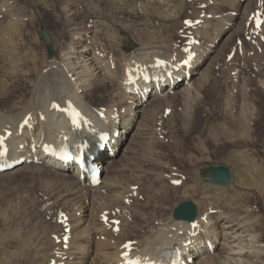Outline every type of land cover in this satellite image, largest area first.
I'll return each mask as SVG.
<instances>
[{"label":"rangeland","instance_id":"obj_1","mask_svg":"<svg viewBox=\"0 0 264 264\" xmlns=\"http://www.w3.org/2000/svg\"><path fill=\"white\" fill-rule=\"evenodd\" d=\"M223 1L0 0V18L2 17L0 35L3 37H0V52L5 50L4 54H0V81L5 69L13 61L18 60L17 65L25 64V54L34 55L35 62H40L47 57L46 47L39 32L40 28H44L51 37L53 36L52 44H50L53 57L57 55L59 49L67 48L73 42L75 45L77 33L87 30L90 25L98 24L99 31L94 38L95 44L119 64L121 61L119 55L128 41L143 43L145 46L169 44V48L172 47L174 50L173 53L178 55L184 51L185 46L190 45V41L204 40L201 38L203 35L200 34H203L204 24L208 20L215 23L216 18L221 17L220 15L228 18L227 14L230 15L229 19L231 15L236 18L235 26L233 25L230 31L226 28L227 30L221 32L215 40L216 54H213L214 52L211 54L215 59L212 57L208 65L210 68L205 69L208 70L207 72L204 70L201 90L196 92L199 96L181 92L183 96H180L179 92H177L178 95L175 92L171 94L172 97L169 94L167 99L166 97L165 99L158 97L160 100L155 99L159 107L155 105L154 111L152 110L148 128L149 132L157 130V135L154 134L156 131L152 133V136L157 137L154 136L155 140L151 138L152 141L149 139V142L144 143L145 151L150 147L153 149H151L152 152L147 151V156L145 151H140L139 154L142 157L137 159L140 161L146 155L145 158L154 159L160 164L169 163L174 170L164 169L163 171H172L171 173L175 176L180 172L179 176L184 181L182 184H178V180L174 181L176 193L163 201L160 207L155 205L157 197H152L149 205L137 207L139 212L123 209L104 210L103 214L106 215H103V218L117 219L118 222L120 220L121 225L120 223L109 224L110 230H113V226L121 229V232L117 234L119 236L128 234V238L140 237L146 229L141 224L151 221L153 216L170 215L173 218V208L185 200H192L197 211H204L199 197L204 194L218 197L217 195L220 194L225 200L236 202L241 211L256 219L252 229L259 234L264 247V194L257 196L253 194L252 188L241 183L244 178L252 179L251 176H255L261 184L260 188L264 189V35H262L264 34V0H245L247 7H239L237 10L232 8L233 13L225 4L226 1ZM222 2L224 6H221ZM257 16L261 19L259 31L253 26ZM185 21L193 22V27L185 26ZM218 30L213 29L209 32L211 34L214 32L212 35L215 36ZM1 31L2 33L5 31L6 33L3 34L7 35L4 36ZM199 31H201L200 34H198ZM230 32L232 34H229ZM211 34L207 39L212 38ZM7 36H10L9 39ZM187 37L189 40L186 42ZM195 82L199 81L195 80ZM15 85L22 88L15 89ZM7 86L6 90L8 92L10 90V94L13 93L11 96H15L11 99H16L20 95L25 97L29 90L28 82L21 77L8 82ZM184 95L188 96L187 99ZM183 97L188 102L190 100L193 102L188 103ZM96 103L97 100H95ZM0 106H3V103L0 102ZM235 158L243 164L241 169L235 162ZM215 164L229 168L234 188H231V185L212 186L206 181L204 177L206 167ZM51 179L52 176L48 172L32 169L0 175V264H55L56 260L52 257H57L58 264H104L93 248L98 245L97 241L107 237L99 234L95 236L90 234L87 237L88 228L75 224V218L78 214L79 216L82 214L81 206L76 205L78 203L56 198L51 191ZM152 185L156 188L161 184L152 182ZM183 185H187L195 192L189 194V188L181 191ZM60 211H62L61 218L66 212L71 213L69 218H72V222L69 226L72 225V227L68 230V234L72 236V239L75 238V241L71 239L74 242L70 240L68 249H64L65 251L62 250V246L66 244L62 234L66 231L62 229L64 219H61V223ZM208 211L214 217L218 214L215 208ZM97 213L95 212L94 224L99 226L98 220L102 219V215L100 218V214L97 215ZM117 213L119 216L111 215ZM139 224L142 227H139ZM130 225L138 226L133 231L128 228ZM82 229L86 231L83 233ZM112 234L116 237L113 232ZM79 246H81L79 249L84 248L79 251L74 249ZM69 247H72L71 250ZM83 252L85 259L80 258ZM93 252L97 256H94ZM93 258L94 261L98 260L102 263L94 262Z\"/></svg>","mask_w":264,"mask_h":264},{"label":"bare ground","instance_id":"obj_2","mask_svg":"<svg viewBox=\"0 0 264 264\" xmlns=\"http://www.w3.org/2000/svg\"><path fill=\"white\" fill-rule=\"evenodd\" d=\"M225 1L230 11L232 8L237 10L239 7H247V4L244 3L245 0ZM223 2L221 6H224ZM248 6L250 5L248 4ZM234 14L236 13L234 12ZM227 15L228 18L222 17V15H220L221 17L217 16L218 18H216L215 23H211L212 21L208 20V22L204 24L203 34L201 31L198 33L203 35L201 38L204 40L202 42L190 41V45L185 46V48H183L184 51L178 55L173 53L174 50H172V47L171 49L169 48V44L166 46H161V44L159 46L156 44L145 46L143 43L139 44L132 40L128 41L127 46H125V49L121 51L119 55L121 59L119 64L116 63V60L112 58L111 55H106L101 48L98 47L99 45L95 44L94 38L99 31L97 28L98 24L90 25L87 30L85 29V31L77 33L76 36L74 35L76 40L75 45L73 44L74 42L72 44L69 43L70 45L67 44V48L63 49L60 46L61 49H59L57 55L53 57V54L48 56L47 52V57H44L40 62L34 61V55L24 53L25 64L17 65L18 60L16 61L17 63L13 61V63L5 69L4 75L1 76L0 102L3 103V106H0V138L4 139L6 142L8 151L0 155V159L6 158L7 161H11L23 156L26 161L10 170L1 172L0 175L11 174L23 169L44 170L48 172L52 176L50 187H52L51 191H53L54 196L64 199V201L67 202L78 203L76 205L81 206L82 214H80V216L78 214V217L75 218V224L82 225V228H88L87 231H89V233L87 237L90 234L94 236L96 234L100 236L105 235L107 237L99 241L96 240L97 243L99 242L101 244L98 243V245L93 248L94 252L101 258L104 264H122L125 259H130L132 256L140 258L141 260L146 257L154 258L163 264H264L263 244L259 239V234L252 229V225L256 219L246 212L241 211L236 202L225 200L220 194V197L219 195H217L218 197H215L216 195L211 197L207 194L199 197L204 211H196V216L192 221L172 218L170 215L153 216L151 221L144 222L147 225L141 224L144 225L146 229L143 230L144 232L140 237L133 236L128 238V234L119 236L117 234L121 232V229H118V226H113V230H110L109 225L106 223L101 224L98 222L99 226L94 224L95 212H98L97 215L100 214L99 217L101 218L102 215L103 218V215H106L103 214V211L106 209L111 211L114 209H116V211L117 209L138 211L137 207L149 205L152 197H157L155 205L157 204L156 206L160 207L163 201L176 193L174 181L178 180L179 184H182L184 181V179L179 176L180 172L175 176L171 173L172 171H163L164 169L174 170L171 164H160L154 159L145 158L146 155L142 160L140 159L142 156L139 153L140 151L144 152L146 150L144 143L149 142L151 138L155 140L154 136H156L158 132L157 130H153L156 131L154 133L156 135L152 136L153 131L149 132L148 128L151 112L155 108V105H157V102H155L157 100L155 99L160 100L161 97H164V99L166 97L167 99V97L175 92L176 94L177 92H181L186 95L194 93V95L199 96L196 92L200 89L202 79L204 80V70L210 68L208 65L213 57L211 54L213 52V54H216L214 49L216 46L215 40L221 32L227 30L226 28L230 31L234 25V20L236 18L231 15V19H229L230 15ZM245 17H247V15H245ZM5 21L8 22L7 20ZM12 22L9 23L12 24ZM214 24L216 26H214ZM213 29H219L215 36L212 35L214 32H212V34L209 32ZM209 34L212 35V38L207 39ZM229 34H232V32ZM3 35L6 36L7 34ZM0 37L3 38L1 35ZM188 37L186 38V42L189 40ZM49 39L47 46L51 49L50 44H52L51 41L53 40V36L51 37V35H49ZM58 44L59 43H57V45ZM187 49H189L190 54H194V57L191 59L189 63L190 68L187 71L190 77L187 83L183 85L186 72L183 70L184 66L181 65L180 61L184 58V54H187ZM4 52H0V54H4ZM32 54L34 53L32 52ZM11 55L12 54H10V56ZM213 59L215 58L213 57ZM157 60L166 62L164 66L156 68L159 77H161L159 78L160 83H168V80H166L167 78L162 79V74L164 75L167 71L171 72V77L173 78L172 92H170V88H168L167 85H162L161 90L153 88L155 80L144 85L140 84V82L135 85L126 84V71L130 72V69H132L130 75L136 76L139 74L137 70L152 67L157 63ZM213 64L214 63H212V65ZM19 77L28 82V93L25 97L20 95L16 99H11L15 96H11L13 93L11 92L10 94V90L9 92L6 90L8 88L7 83L15 81V79H19ZM195 80L199 82L196 83ZM18 85H15V89L22 88L18 87ZM145 87L148 88L146 98L140 96L136 92L138 89L142 90ZM181 93L180 96H183ZM186 95L184 96L187 99L188 96ZM197 96H195V98ZM158 97H160V99ZM95 100H97L96 104ZM68 101L75 103L83 111L86 117V122L83 127L75 128L72 125L63 123L58 117L61 113L60 110L57 109L53 112L49 109L51 102H56L60 107H65ZM186 102H188V100H186ZM189 102L193 101L190 100ZM159 104L162 103L159 102ZM157 107H159V105H157ZM155 111L157 112L156 109ZM26 119L28 121L27 124L24 123ZM150 128L153 127L150 126ZM8 130H10L11 133L5 137ZM103 130L110 131V139L108 140L110 145L109 150L99 143L98 133ZM59 134H61V139L66 140V136L72 135L75 136L76 139H79L78 142L86 141L88 145L92 144L93 155L95 157L94 161L103 172L99 184L92 185L88 178H80L76 174L71 173L68 165H63L58 161L44 156L40 145L43 142H53ZM230 140H232V138ZM33 147H35L34 151H32ZM151 149L148 147L147 151ZM147 151H145V154L148 156ZM138 157H140V161H138ZM122 158H124V160ZM29 159L31 161H27ZM33 159H35V161ZM235 162L239 164L238 167L240 166L241 169L243 166L241 161L235 158ZM251 178L252 179L244 178L241 183L252 188L253 194L257 196L264 194V189L260 188V182L255 176H251ZM152 182L161 185L154 188ZM230 185L231 188L235 187V185L231 183V174L229 185L218 186ZM132 187L135 189H132ZM188 188L187 185H183L181 191H183V189L187 190ZM188 191L189 194L195 192L190 188ZM197 196H199L198 193ZM190 201L194 204L192 200ZM213 208L218 211L216 217L211 216L208 211ZM61 212L62 211L59 212V215H61ZM70 214V212H66L64 215V222H68V226H62L64 231L72 227V225L69 226L72 222V218H69ZM111 215L116 216L118 213ZM68 218L70 220H68ZM117 223H120V220L119 222L117 220ZM191 223L194 225L193 228ZM119 225H121V223ZM141 225L139 224V227H142ZM137 226L133 227L130 225L128 228L135 231ZM85 231H83V233ZM130 235L133 234L130 233ZM62 237L63 239H67V244L62 246V250L65 251L64 249H68V243L72 239V236L70 237V234L64 232ZM97 239H99V237ZM101 240L102 242H100ZM127 241L133 242L130 251L131 255L129 257L121 255L123 251L121 246ZM80 247L81 246L78 248L74 247V249L79 251L84 248L82 247L79 249ZM69 248L71 250L72 247ZM88 248L90 249L89 246ZM167 249L169 251L164 252ZM162 252L164 253L160 254ZM95 253L94 256L96 255ZM84 254L83 252L80 258L85 259ZM93 261L91 262L93 263ZM98 262L102 263L101 261Z\"/></svg>","mask_w":264,"mask_h":264},{"label":"water","instance_id":"obj_3","mask_svg":"<svg viewBox=\"0 0 264 264\" xmlns=\"http://www.w3.org/2000/svg\"><path fill=\"white\" fill-rule=\"evenodd\" d=\"M40 33L43 40L48 45L49 35L44 28H40ZM52 52L48 51V56H51ZM206 180L212 184H230V170L224 165H209L206 168L205 173ZM195 216V208L191 201H184L178 204L173 210V217L176 219H183L187 221H192Z\"/></svg>","mask_w":264,"mask_h":264},{"label":"snow or ice","instance_id":"obj_4","mask_svg":"<svg viewBox=\"0 0 264 264\" xmlns=\"http://www.w3.org/2000/svg\"><path fill=\"white\" fill-rule=\"evenodd\" d=\"M185 23L187 24V23H190V22L189 21H185ZM260 23H261V21H260L259 17L257 16L256 17L257 27L260 26ZM186 62L187 61H185V63ZM164 63H166V62L163 61V60H157V64L162 65ZM67 104H68V107L66 109H63V111H65L68 114V116L71 118V123L74 126H78V120L82 118L81 113L72 105L71 101H68ZM51 106L53 108H59L60 107L56 103H53ZM24 123L25 124L28 123L27 119L24 121ZM125 247H127V245H125ZM125 255H127V253H125Z\"/></svg>","mask_w":264,"mask_h":264}]
</instances>
